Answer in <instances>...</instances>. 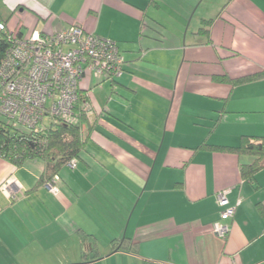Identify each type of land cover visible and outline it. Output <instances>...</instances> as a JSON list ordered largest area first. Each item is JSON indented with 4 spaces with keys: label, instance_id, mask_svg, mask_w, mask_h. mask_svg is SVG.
Listing matches in <instances>:
<instances>
[{
    "label": "crops",
    "instance_id": "obj_1",
    "mask_svg": "<svg viewBox=\"0 0 264 264\" xmlns=\"http://www.w3.org/2000/svg\"><path fill=\"white\" fill-rule=\"evenodd\" d=\"M0 21L19 34L77 23L125 60L115 80L80 82L92 129L56 193L41 159L0 157V264H264V166L243 179L251 156L212 149L264 137V75L215 79L264 70V0H0ZM222 189L225 239L212 231Z\"/></svg>",
    "mask_w": 264,
    "mask_h": 264
},
{
    "label": "built area",
    "instance_id": "obj_2",
    "mask_svg": "<svg viewBox=\"0 0 264 264\" xmlns=\"http://www.w3.org/2000/svg\"><path fill=\"white\" fill-rule=\"evenodd\" d=\"M0 31L7 34L10 43L0 62V115L13 125L45 128L46 118L74 122L78 116L74 105L83 78L112 81L124 70L125 60L116 42L85 31L77 23L54 32L34 28L18 34L0 21ZM82 111L89 112L88 105ZM67 165L74 168L76 159ZM57 179L55 175L44 183L53 193L57 192ZM9 184L3 185L7 191ZM227 194L228 189L215 194L220 213L212 231L222 239L230 232L229 220L235 212Z\"/></svg>",
    "mask_w": 264,
    "mask_h": 264
},
{
    "label": "trees",
    "instance_id": "obj_3",
    "mask_svg": "<svg viewBox=\"0 0 264 264\" xmlns=\"http://www.w3.org/2000/svg\"><path fill=\"white\" fill-rule=\"evenodd\" d=\"M202 23L207 28L211 20H203ZM206 28H200L199 32L208 33ZM9 46L7 34L0 31V62ZM263 75L264 70L234 79L225 75L217 76L215 79L237 85L258 79ZM83 101L79 90L78 99L74 105L75 112H78L76 121L63 122L58 118H49L50 122L45 128L21 130L18 125H13L0 115L3 118L0 119V157L16 167H20L28 160L41 159L44 162V169L38 181L40 184L51 180L55 175L58 176L64 164L67 165L69 161L79 157L85 147L88 132L92 129L85 115L87 113L82 111ZM212 149L229 151L238 156H251L253 159L250 163L240 166L243 179L252 180L255 173L264 166V137L243 136L236 147L213 146ZM259 211L264 217V208L259 206ZM128 241V238H124L113 242V249L122 248ZM82 258L83 261L95 259V249H91L90 253L83 252Z\"/></svg>",
    "mask_w": 264,
    "mask_h": 264
},
{
    "label": "rangeland",
    "instance_id": "obj_4",
    "mask_svg": "<svg viewBox=\"0 0 264 264\" xmlns=\"http://www.w3.org/2000/svg\"><path fill=\"white\" fill-rule=\"evenodd\" d=\"M0 119H3L2 116H0ZM49 122H50V119H49V118H46V119L44 120V124H45V125L49 124ZM19 128H20L21 130H26V129H27V128H25V127L22 126V125H20Z\"/></svg>",
    "mask_w": 264,
    "mask_h": 264
}]
</instances>
